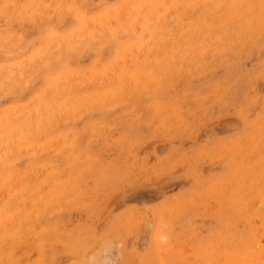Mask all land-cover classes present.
<instances>
[{
	"label": "rangeland",
	"instance_id": "rangeland-1",
	"mask_svg": "<svg viewBox=\"0 0 264 264\" xmlns=\"http://www.w3.org/2000/svg\"><path fill=\"white\" fill-rule=\"evenodd\" d=\"M49 1L0 0V264H264V0Z\"/></svg>",
	"mask_w": 264,
	"mask_h": 264
},
{
	"label": "bare ground",
	"instance_id": "bare-ground-1",
	"mask_svg": "<svg viewBox=\"0 0 264 264\" xmlns=\"http://www.w3.org/2000/svg\"><path fill=\"white\" fill-rule=\"evenodd\" d=\"M5 1H6V0H5ZM28 1H30V0H28ZM39 1H40V0H39ZM42 1H43V0H42ZM76 1H77V0H76ZM82 1H83V0H82ZM128 1H129V0H128ZM165 1H166V0H165ZM169 1H170V0H169ZM49 2H52V1L50 0ZM55 2H56V5H57V1H55ZM61 2H62V1H61ZM83 2H84V1H83ZM42 3H44V2H42ZM59 3H60V2H59ZM128 3H129V2H128ZM36 4H37V3H36ZM47 4H48V3H47ZM49 4H50V3H49ZM203 4H204V3H203ZM3 5H4V4H3ZM32 5H33V4H32ZM32 5H31V6H32ZM51 5H53V3H52ZM54 5H55V4H54ZM80 5H81V4H80ZM83 5H84V4H83ZM85 5H86V4H85ZM217 5H218V4H217ZM47 6H49V5H47ZM47 6H46V7H47ZM255 6H256V5H255ZM46 7H45V8H46ZM65 7H67V6H65ZM65 7H64V8H65ZM70 7H71V6H70ZM72 7H73V6H72ZM72 7H71V8H72ZM98 7H99V6H98ZM134 7H135V6H134ZM188 7H189V6H188ZM54 8H55V7H54ZM71 8H70V9H71ZM78 8H79V7H78ZM106 8H107V7H106ZM156 8H157V6H156ZM16 9H17V8H16ZM25 9H26V8H25ZM35 9H36V8H35ZM74 9H75V8H74ZM88 9H89V8H88ZM99 9H100V8H99ZM111 9H112V8H111ZM162 9H163V8H162ZM162 9H161V10H162ZM171 9H172V8H171ZM7 10H8V9H7ZM50 10H51V8H50ZM56 10H57V9H56ZM92 10H93V9H92ZM96 10H97V9H96ZM100 10H101V9H100ZM126 10H127V9H126ZM131 10H132V9H131ZM144 10H145V9H144ZM144 10H143V11H144ZM146 10H147V9H146ZM153 10H154V8H153ZM186 10H188V9L186 8ZM186 10H185V11H186ZM10 11H11V10H10ZM24 11H25V10H24ZM44 11H45V10H44ZM62 11H63V10H62ZM62 11H61V12H62ZM159 11H160V10H159ZM17 12H18V11H17ZM45 12H46V11H45ZM56 12H57V11H56ZM85 12H86V11H85ZM109 12H110V11H109ZM129 12H130V11H129ZM168 12H169V11H168ZM103 13L105 14V11H104ZM130 13H131V12H130ZM144 13H145V12H144ZM179 13H180V12H179ZM182 13H183V12H182ZM6 14H7V13H6ZM8 14H9V13H8ZM30 14H31V13H30ZM32 14H33V13H32ZM32 14H31V15H32ZM53 14H54V13H53ZM107 14H108V13H107ZM172 14H173V13H172ZM57 15H58V14H57ZM108 15H109V14H108ZM114 15H115V14H114ZM173 15H174V14H173ZM176 15H177V13H176ZM33 16H34V15H33ZM52 16H53V15H51V17H52ZM61 16H62V15H61ZM106 16H107V15H106ZM255 16H256V15H255ZM4 17H5V16H4ZM6 17H7V16H6ZM10 17H11V16H10ZM28 17H29V16H28ZM34 17H35V16H34ZM44 17H45V16H44ZM44 17H42V18H44ZM51 17H50V18H51ZM86 17H87V16H86ZM86 17H85V18H86ZM89 17H90V16H89ZM114 17H115V16H114ZM138 17H139V16H138ZM138 17H137V18H138ZM168 17H169V16H168ZM52 18H53V17H52ZM54 18H55V17H54ZM82 18H83V17H82ZM87 18H88V17H87ZM87 18H86V19H87ZM99 18H100V16H99ZM181 18H182V17H181ZM187 18H188V17H187ZM7 19H8V18H7ZM20 19H21V18H20ZM36 19H37V18H36ZM38 19H39V18H38ZM89 19H90V18H89ZM123 19H124V18H123ZM252 19H253V18H252ZM59 20H60V19H59ZM52 21H53V19H52ZM55 21L58 22L57 20H55ZM109 21H110V20H109ZM149 21H150V20H149ZM149 21H148V22H149ZM34 22H35V21H34ZM49 22H50V20H49ZM56 22H54V23H56ZM83 22H84V20H83ZM87 22H89V21H87ZM100 22H101V21H100ZM107 22H108V21H107ZM107 22H105V23L108 25ZM112 22H114V21H112ZM138 22H140V21H138ZM188 22H189V21H188ZM250 22H251V21H250ZM31 23H32V22H31ZM97 23H98V22H97ZM101 23H102V22H101ZM115 23H116V22H115ZM128 23H129V22H128ZM154 23H155V22H154ZM42 24H43V23H42ZM86 25H87V24H86ZM86 25H85V26H86ZM99 25H100V24H99ZM243 25H244V24H243ZM42 26H43V25H42ZM64 26H65V25H64ZM82 26H83V25H82ZM96 26H97V25H96ZM96 26H93V27L95 28ZM102 26H103V25H102ZM164 26H165V24H164ZM244 26H245V25H244ZM32 27H33V26H32ZM34 27H35V26H34ZM58 27H59V26H58ZM91 27H92V26H91ZM91 27H90V28H91ZM93 27H92V28H93ZM106 27H107V26H106ZM111 27H112V26H111ZM114 27H115V25H114ZM116 27H117V26H116ZM85 28H88V27H85ZM92 28H91L90 30H93ZM100 28H102V27L100 26ZM120 28H121V27H120ZM120 28L118 27V29H120ZM187 28H188V27H186L185 29H187ZM225 28H226V27H225ZM49 29H50V28H49ZM61 29H62V28H61ZM69 29H70V28H69ZM104 29H105V27H104ZM166 29H167V28H166ZM3 30H4V29H3ZM56 30H57V29H56ZM74 30H75V29H74ZM74 30H73V31H74ZM79 30H80V29H79ZM88 30H89V28L87 29V31H88ZM108 30H109V29H108ZM108 30H107V31H108ZM113 30H115V29H113ZM121 30H122V29H121ZM135 30H136V29H135ZM4 31H5V30H4ZM81 31H82V30H81ZM85 31H86V30H85ZM93 31H95V30H93ZM149 31H150V30H149ZM170 31H171V30H170ZM32 32H33V31H32ZM48 32H49V31H48ZM56 32H57V31H56ZM76 32H77V31H76ZM72 33H73V32H72ZM82 33H83V32H82ZM84 33H86V32H84ZM84 33H83V34H84ZM94 33H95V32H94ZM110 33H111V32H110ZM112 33H113V32H112ZM4 34H5V33H4ZM26 34H27V33H26ZM54 34H55V33H54ZM140 34H141V33H140ZM171 34H172V33H171ZM176 34H177V33H176ZM261 34H262V33H261ZM49 35H50V33H49ZM70 35H71V33H70ZM89 35H90V34H89ZM98 35H99V34H98ZM108 35H109V34H108ZM113 35H114V34H113ZM141 35H142V34H141ZM15 36H16V35H15ZM17 36H18V35H17ZM19 36H20V35H19ZM84 36H85V35H83V38H84ZM95 36H96V34H95ZM105 36H106V35H105ZM171 36H172V35H171ZM20 37H21V36H20ZM65 37H66V36H65ZM69 37H71V36H69ZM72 37H73V36H72ZM86 37H87V36H86ZM93 37H94V36H93ZM93 37H92V38H93ZM102 37H103V36H102ZM107 37H108V36H107ZM117 37H118V36H117ZM127 37H128V36H127ZM4 38H5V37H4ZM51 38H52V37H51ZM67 38H68V37H67ZM74 38H75V37H74ZM81 38H82V37H81ZM109 38H110V37H109ZM118 38H119V37H118ZM140 38H141V37H140ZM198 38H199V37H198ZM18 39H19V37H18ZM61 39H62V38H61ZM77 39H78V38H77ZM88 39H89V38H88ZM103 39H104V38H103ZM10 40H11V39H10ZM52 40H53V39H52ZM75 40H76V39H75ZM81 40H83V39H81ZM81 40H80V41H81ZM90 40H91V38H90ZM124 40H125V39H124ZM139 40H140V39H139ZM158 40H159V37H158ZM12 41H13V40H12ZM55 41H56V40H55ZM65 41H66V40H65ZM73 41H74V40H73ZM91 41H92V40H91ZM95 41H96V40H95ZM140 41H141V40H140ZM2 42H4V41H2ZM17 42H18V41H17ZM45 42H46V41H45ZM51 42H52V41H51ZM67 42H68V40H67ZM83 42H84V41H83ZM89 42H90V41H89ZM120 42H122V41H120ZM27 43H28V42H27ZM47 43H48V42H47ZM81 43H82V42H81ZM81 43H80L79 45H82ZM0 44H1V43H0ZM6 44H7V43H6ZM16 44H17V43H16ZM49 44H50V43H49ZM55 44H56V43H55ZM69 44H70V43H69ZM73 44H74V43H73ZM86 44H87V43H86ZM137 44H138V43H137ZM35 45H36V44H35ZM58 45H59V44H58ZM64 45H65V44H64ZM83 45H84V44H83ZM123 45H124V44H123ZM146 45H147V44H146ZM88 46H89V45H88ZM97 46H101V45H97ZM140 46H141V45H140ZM153 46H155V45H153ZM169 46H170V45H169ZM171 46H172V45H171ZM221 46H222V44H221ZM24 47H25V46H24ZM52 47H53V46H52ZM81 47H82V46H81ZM101 47H102V46H101ZM136 47H137V46H136ZM151 47H152V46H151ZM155 47H156V46H155ZM159 47H160V46H159ZM165 47H166V46H165ZM12 48H13V47H12ZM65 48H66V47H65ZM70 48H71V47H70ZM74 48H75V47H74ZM84 48H85V47H84ZM84 48H83V49H84ZM13 49H14V48H13ZM77 49H78V48H77ZM80 49H81V48H80ZM143 49H144V48H143ZM3 50H4V49H3ZM10 50H11V49H10ZM57 50H58V49H57ZM57 50H56V51H57ZM30 51H31V50H30ZM14 52H15V51H14ZM43 52H44V51H43ZM60 52H61V51H60ZM63 52H64V51H63ZM72 53H73V52H72ZM9 54H10V53H9ZM45 54H46V53H45ZM58 54H59V53H58ZM75 54H76V53H75ZM81 54H82V53H81ZM12 55H13V53H12ZM39 55H40V54H39ZM56 55H57V52H56ZM196 55H197V54H196ZM5 56H6V55H5ZM146 56H147V55H146ZM148 56H149V55H148ZM8 57H11V55H9ZM19 57H20V56H19ZM36 57L38 58V56H36ZM57 57H58V56H57ZM47 58H48V56H47ZM111 59H112V58H111ZM180 59H181V58H180ZM23 60H24V59H23ZM33 60H34V59H33ZM38 60H39V59H38ZM146 60H147V59H146ZM35 61H36V60H35ZM122 61H123V60H122ZM122 61H121V62H122ZM144 61H145V60H144ZM31 62H32V61H31ZM117 62H118V61H117ZM142 62H143V61H142ZM2 63H3V62H2ZM6 63H7V62H6ZM158 63H159V62H158ZM163 63H164V62H163ZM3 65H4V64H3ZM28 65H29V64H28ZM32 65H34V64H32ZM112 65H113V64H112ZM116 65H117V64H116ZM172 65H173V64H172ZM208 65H209V64H208ZM109 66H110V65H109ZM114 66H115V65H114ZM173 66H174V65H173ZM2 67H3V66H2ZM22 67H23V66H22ZM22 67H21V68H22ZM115 67H116V66H115ZM125 67H126V66H125ZM209 67H210V66H209ZM13 68H14V67H13ZM117 68H118V67H117ZM6 69H7V68H6ZM14 69H15V68H14ZM121 69H122V68H121ZM18 70H19V69H18ZM151 70H152V69H151ZM5 71H6V70H5ZM102 71H103V70H102ZM3 72H4V71H3ZM36 72H37V71H36ZM127 72H128V71H127ZM168 72H169V71H168ZM72 73H73V72H72ZM78 73H79V72H78ZM83 73H84V72H83ZM88 73H89V72H88ZM94 73H95V72H94ZM136 73H137V72H136ZM198 73H200V72H198ZM66 74H67V73H66ZM107 74H108V73H107ZM9 75L11 76V74H9ZM47 75H48V74H47ZM64 75H65V74H64ZM123 75H124V74H123ZM123 75H122V76H123ZM147 75H148V74H147ZM19 76H21V75L19 74ZM95 76H96V75H95ZM97 76H98V75H97ZM104 76H105V75H104ZM148 76H149V75H148ZM13 77H14V76H13ZM44 77H45V76H44ZM78 77H79V76H78ZM92 77H93V76H92ZM145 77H146V76H145ZM7 78H8V77H7ZM14 78H15V77H14ZM99 78H100V77H99ZM119 78H120V77H119ZM130 78H131V77H130ZM8 79H9V78H8ZM92 79H93V78H92ZM103 79H104V78H103ZM116 79H117V78H116ZM120 79H121V78H120ZM150 79H151V78H150ZM64 80H65V79H64ZM109 80H110V79H109ZM130 80H131V79H130ZM59 81H60V80H59ZM99 81H100V80H99ZM131 81H132V80H131ZM140 81H141V79H140ZM103 82H104V81H103ZM123 82H124V81H123ZM132 82H133V81H132ZM56 83H57V82H56ZM58 83H59V82H58ZM141 83H142V82H141ZM25 84H26V83H25ZM33 84H34V83H33ZM1 85H2V84H1ZM16 85H17V84H16ZM28 85H29V84H28ZM50 85H51V84H50ZM73 85H74V84H73ZM133 85H135V84H133ZM163 85H164V84H163ZM61 86H62V85H61ZM156 87H157V86H156ZM62 88H64V87H62ZM116 88H117V87H116ZM138 88H139V87H138ZM145 88H147V87H145ZM95 89H96V88H95ZM108 89H109V88H108ZM143 89H144V87H143ZM43 90H44V89H43ZM139 90H140V89H139ZM144 90H145V89H144ZM35 91H36V90H35ZM141 91H142V90H141ZM148 91H149V90H148ZM104 92H105V91H104ZM137 92H138V91H137ZM142 92H143V91H142ZM34 93H35V92H34ZM37 93H38V92H37ZM96 93H100V92H96ZM153 93H154V92H153ZM220 93H221V92H220ZM220 93H219V96H218V97H220ZM222 93H223V92H222ZM42 94H43V93H42ZM54 94H57V93H54ZM92 94H93V93H92ZM94 94H95V92H94ZM101 94H104V93H101ZM107 94H108V93H107ZM134 94H135V93H134ZM11 95H12V94H11ZM104 95H105V94H104ZM87 96H88V94H87ZM93 96H94V95H93ZM98 96H99V95H98ZM101 96H102V95H101ZM105 96H106V95H105ZM105 96H104V97H105ZM133 96H134V95H133ZM147 96H148V95H147ZM35 97H36V96H35ZM81 97H82V96H81ZM94 97H95V96H94ZM102 97H103V96H102ZM140 97H141V96H140ZM42 98H43V97H42ZM68 98H70V97H68ZM92 98H93V97H92ZM92 98H91V99H92ZM36 99H37V98H36ZM62 99H63V98H62ZM95 99H96V98H95ZM95 99H94V100H95ZM124 99H125V98H124ZM137 99H138V98H137ZM139 99H140V98H139ZM139 99H138V100H139ZM66 100H67V99H66ZM66 100H65V101H66ZM97 100L99 101L98 97H97ZM97 100H96V101H97ZM101 101H102V100H101ZM218 101H219V99H218ZM37 102H38V101H37ZM37 102H36V103H37ZM44 102L47 103L46 101H44ZM120 102H121V101H120ZM39 103H40V102H39ZM53 103H54V102H53ZM76 103H77V102H76ZM88 103H89V102H88ZM94 103H95V102H94ZM110 103H111V102H110ZM113 103L115 104V102H113ZM14 104H15V103H14ZM63 104H64V103H63ZM69 104H70V103H69ZM91 104H92V101H91ZM95 104H97V103H95ZM103 104H104V103H103ZM114 104H113V105H114ZM25 105H26V104H25ZM41 105H42V104H41ZM43 105H44V104H43ZM50 105H51V104H50ZM59 105H60V104H59ZM87 105H88V104H87ZM8 106H9V105H8ZM39 106H40V105H39ZM39 106H38V107H39ZM45 106H46V104H45ZM60 106H61V105H60ZM80 106H82V104H81ZM96 106H97V105H96ZM103 106H104V105H103ZM135 106H136V105H135ZM158 106H159V105H158ZM9 107H10V106H9ZM18 107H19V106H18ZM18 107H17V108H18ZM46 107H47V106H46ZM65 107H66V106H65ZM67 107H68V106H67ZM78 107H79V106H78ZM107 107H108V106H107ZM110 107H111V106H110ZM15 108H16V106H15ZM17 108H16V109H17ZM42 108H44V106H42ZM55 108H56V107H55ZM57 108H58V107H57ZM79 108H81V107H79ZM83 108H84V107H83ZM104 108H105V107H104ZM114 108H115V107H114ZM157 108H158V107H157ZM7 109H8V108H7ZM9 109H10V108H9ZM45 109H48V108H45ZM160 109H161V108H160ZM34 110H36V109H34ZM37 110L39 111L38 108H37ZM51 110H52V109H51ZM56 110H57V109H56ZM65 110H66V109H65ZM74 110H76V108H75ZM79 110H80V109H79ZM83 110H84V109H83ZM83 110H82V111H83ZM94 110H95V109H94ZM142 110H143V109H142ZM42 111H43V109H42ZM47 111H48V110H47ZM54 111H55V110H54ZM60 111H61V109H60ZM24 112H25V111H24ZM32 112H33V110L31 111V113H32ZM75 112H76V111H75ZM7 113H9V112H7ZM47 113H48V112H47ZM51 113H52V112H51ZM59 113H60V112H59ZM62 113H63V112H62ZM64 113H65V112H64ZM69 113H70V112H69ZM137 113H138V112H137ZM243 113H244V112H243ZM243 113H242V114H243ZM24 114H25V113H24ZM29 114H30V113H29ZM32 114H33V113H32ZM32 114H31L30 117H32V116L34 117V115H32ZM53 114H54V113H53ZM19 115H20V114H19ZM39 115H40V114H39ZM54 115H55V114H54ZM70 115H71V114H70ZM137 115H138V114H137ZM140 115H141V114H140ZM140 115H139V116H140ZM4 116H6V115H4ZM17 116H18V115H17ZM26 116H27V115H26ZM35 116H36V114H35ZM60 116H61V115H60ZM63 116H64V114H63ZM66 116H69V115H66ZM127 116H128V115H127ZM129 116H130V115H129ZM169 116H170V115H169ZM6 117H7V116H6ZM9 117H10V116H9ZM15 117H16V115H15ZM18 117L21 118L20 116H18ZM18 117H17V119H18ZM33 117H32V118H33ZM44 117H45V116H44ZM77 117H78V116H77ZM134 117H135V116H134ZM241 117H242V116H241ZM24 118H25V117H24ZM68 118H69V117H68ZM159 118H160V117H159ZM3 119H5V118H3ZM15 119H16V118H15ZM41 119H42V118H41ZM41 119H40V120H41ZM47 119H48V118H47ZM57 119H58V118H57ZM235 119H236V118H235ZM29 120H30V119H29ZM34 120H35V119H34ZM37 120H38V119H37ZM42 120H44V119H42ZM241 120H242V119H241ZM3 121H4V120H3ZM5 121H6V120H5ZM5 121H4V122H5ZM54 121H55V120H54ZM60 121H61V120H60ZM65 121H66V120H65ZM65 121H64V122H65ZM71 121H72V120H71ZM116 121H117V120H116ZM245 121H246V120H245ZM24 122H25V121H24ZM29 122H30V121H29ZM43 122H44V121H43ZM49 122H50V121H49ZM66 122H67V121H66ZM155 122H156V121H155ZM20 123H21V122H20ZM100 123H101V122H100ZM8 124H9V123H8ZM26 124H27V123H26ZM28 124H29V123H28ZM36 124H37V123H36ZM38 124H39V123H38ZM44 124H45V123H44ZM52 124H53V123H52ZM10 125H11V124H10ZM18 125H19V123H18ZM34 125H35V124H34ZM53 125H55V124H53ZM121 125H122V124H121ZM256 125H257V124H256ZM3 126H4V125H3ZM28 126H29V125H28ZM32 126H33V125H32ZM41 126H42V125L40 124L38 128H40ZM44 126H45V125H44ZM112 126H113V125H112ZM7 127H8V126H7ZM19 127H20V125H19ZM21 127H23V126H21ZM21 127H20V128H21ZM34 127H35V126H34ZM108 127H110V126H108ZM12 128H13V127H12ZM41 128H42V127H41ZM53 128H54V126H53ZM68 128H69V127H68ZM98 128H99V127H98ZM110 128H111V127H110ZM1 129H3V128L1 127L0 130H1ZM119 129H120V128H119ZM5 130H7V129L5 128ZM13 130H15V129H13ZM44 130H46V128H45ZM69 130H70V129H69ZM99 130H100V129H99ZM120 130H121V129H120ZM15 131H16V130H15ZM15 131H11V132L13 133V132H15ZM38 131H39V130H38ZM49 131H50V130H49ZM156 131H157V130H156ZM156 131H155V132H156ZM9 132H10V131H9ZM23 132H25V131H23ZM47 132H48V131H47ZM67 132H68V131H67ZM18 133L20 134V132H18ZM18 133H17V136H15L16 138L18 137ZM65 133H66V132H65ZM68 133H69V132H68ZM68 133H67V134H68ZM73 133H74V132H73ZM109 133H110V132H109ZM114 133H115V132H114ZM245 133H246V132H245ZM25 134H26V133H25ZM241 134H242V133H241ZM5 135H6V134H5ZM9 135H10V134H9ZM65 135H66V134H65ZM110 135H111V134H110ZM11 136H12V135H11ZM39 136H41V134H40ZM99 136H100V133H99ZM99 136H98V137H99ZM1 137H2V139H3V136H1ZM12 137H13V136H12ZM41 137H42V136H41ZM65 137H66V136H65ZM98 137H96V141H97V138H98ZM19 138H23V136H22V137L20 136ZM111 138H112V137H111ZM2 139H1V140H2ZM36 139H37V138H36ZM55 140H56V139H55ZM57 140H58V139H57ZM106 140H107V139H106ZM234 140H235V139H234ZM15 141H16V140H15ZM53 141H54V140H53ZM53 141H52V143H53ZM62 141H63V140H62ZM122 141H123V140H122ZM3 142H4V141H3ZM49 142H51V140H50ZM232 142H233V141H232ZM8 143H9V142H8ZM52 143H50V144H52ZM151 143H152V142H151ZM151 143H150V144H151ZM227 143H228V142H227ZM12 144H13V143H12ZM17 144H18V143H17ZM23 144H24V142H23ZM33 144H34V143H33ZM33 144H32V145H33ZM153 144H154V143H153ZM165 144H166V143H165ZM0 145H1V143H0ZM36 145H40V144L37 143ZM142 145H143V144H142ZM142 145H140V147H141ZM144 145H145V144H144ZM3 146H4V145H3ZM33 146H34V145H33ZM44 146H45V144H44ZM145 146H146V145H145ZM10 147H12V146H10ZM21 147H22V146H21ZM41 147H42V146H41ZM52 147H54V146H52ZM105 147H106V146H105ZM22 148H23V147H22ZM28 148H29V147H28ZM28 148H27V149H28ZM32 148H33V147H32ZM60 148H61V146H60ZM160 148H161V147H160ZM15 149H16V148H15ZM20 149H21V148H20ZM37 149H38V148H36V150H37ZM44 149H45V148H44ZM107 149H108V148H107ZM129 149H131V148H129ZM161 149H162V148H161ZM236 149H237V148H236ZM29 150H30V149H29ZM38 150H39V149H38ZM45 150H46V149H45ZM49 150H51V149H49ZM56 150H57V149H56ZM71 150H72V149H71ZM46 151H47V150H46ZM156 151H157V150H156ZM227 151H228V150H227ZM2 152H3V151H2ZM5 152H6V151H5ZM12 152H13V151H12ZM22 152H23V150L21 151V153H22ZM27 152H28V151H27ZM33 153H35V152H33ZM39 153H41V152H39ZM157 153H158V152H157ZM28 154H29V153H28ZM28 154H27V155H28ZM36 154H37V153H36ZM41 154H42V153H41ZM44 154H45V153H44ZM5 155H7V154H5ZM23 155H24V154H23ZM29 155H30V154H29ZM221 155H222V154H221ZM14 156H15V155H14ZM156 156H157V155H156ZM223 156H224V154H223ZM7 157H8V156H7ZM216 157H217V156H216ZM241 157H242V156H241ZM8 158H9V157H8ZM73 158H74V157H73ZM73 158H72V159H73ZM221 158H222V157H221ZM0 159H1V157H0ZM137 160H138V159H137ZM216 160H217V159H216ZM110 162H111V161H110ZM210 163H211V162H210ZM0 164H1V163H0ZM2 164L5 165L4 163H2ZM8 164H9V163H8ZM183 165H184V164H183ZM203 165H204V164H203ZM15 166H16V165H15ZM79 166H80V165H79ZM160 166H161V165H160ZM0 167H1V166H0ZM38 167H39V166H38ZM50 167H51V166H50ZM81 167H82V166H81ZM33 168H34V167H33ZM139 168H140V167H139ZM142 168H143V167H142ZM146 168H147V167H146ZM149 168H150V167H149ZM137 169H138V168H137ZM147 169H148V168H147ZM138 170H139V169H138ZM37 171H38V170H37ZM142 171H143V170H142ZM152 171H153V170H152ZM155 171H156V170H155ZM0 172H1V171H0ZM4 172H5V171H4ZM154 173H155V172H154ZM4 174H5V173H4ZM14 174L16 175V173H14ZM39 174H40V173H39ZM79 174H80V173H79ZM79 174H78V175H79ZM99 174H100V173H99ZM128 174H129V173H128ZM12 175H13V174H12ZM12 175H11V176H12ZM26 175H27V174H26ZM5 176H6V174H5ZM13 176H14V175H13ZM155 176H156V174H155ZM179 176H180V175H179ZM148 177H149V176H148ZM159 177H160V176H159ZM176 177H177V176H176ZM11 178H12V177H10L9 179L11 180ZM18 178H19V177H18ZM150 178H153V177H150ZM171 178H172V177H171ZM9 179H8V180H9ZM82 180H83V179H82ZM137 180H138V179H137ZM171 180H172V179H171ZM95 181H96V180H95ZM173 181H174V180H173ZM8 182H9V181H8ZM8 182L6 183V181H5L4 184H8ZM16 182H17V181H16ZM16 182H15V183H16ZM45 182H46V181H45ZM136 182H137V181H136ZM75 183H76V182H75ZM4 184H3V186H4ZM17 184H18V183H17ZM17 184H16V185H17ZM75 185H76V184H75ZM130 185H131V184H130ZM5 186H6V185H5ZM76 186H78V185H76ZM94 187H95V186H94ZM55 188H56V187H55ZM62 188H63V187H62ZM97 188H98V187H97ZM105 188H106V187H105ZM24 189H25V188H24ZM67 189H69V188H67ZM75 189H76V188H75ZM76 190H77V189H76ZM80 190H81V188H80ZM80 190H78V191H80ZM102 190H103V189H102ZM15 191H16V190H15ZM19 191H20V190H19ZM40 191H41V190H40ZM56 191H57V190H56ZM63 191H64V190H63ZM68 191H69V190H68ZM127 191H128V190H127ZM17 192H18V191H17ZM58 192H59V191H58ZM73 192H74V191H73ZM81 192H82V191H81ZM2 193H3V192H2ZM15 193H16V192H15ZM31 193H32V192H31ZM35 193H36V192H35ZM75 193H76V192H75ZM97 193H98V192H97ZM4 194H5V193H4ZM11 194H12V193H11ZM65 194H66V193H65ZM69 194H70V192H69ZM28 195H29V194H28ZM76 195H77V194H76ZM4 196H5V195H4ZM0 197H1V196H0ZM10 197H11V196H10ZM16 197H17V196H16ZM169 197H170V196H169ZM56 198H57V197H56ZM68 198H69V197H68ZM224 198H225V197H224ZM60 199H61V198H60ZM64 199H65V198H64ZM20 200H21V199H20ZM51 200H52V198H51ZM54 200H55V199H54ZM58 200H59V198H58ZM46 201H47V200H46ZM66 201H67V200H66ZM74 201H75V200H74ZM78 201H79V200H78ZM87 201H88V200H87ZM116 201H117V200H116ZM50 202H51V201H50ZM62 202H63V201H62ZM72 202H73V201H72ZM81 202H82V201H81ZM94 202H95V201H94ZM118 202H119V201H118ZM231 202H232V201H231ZM51 203H52V202H51ZM69 203H70V202H69ZM82 203H83V202H82ZM52 204H53V203H52ZM71 204H72V203H71ZM74 204H75V203H74ZM43 206H44V205H43ZM57 206H58V205H57ZM57 206H56V207H57ZM110 206H111V205H110ZM32 207H33V206H32ZM38 207H39V206H38ZM47 207H48V206H47ZM100 207H101V206H100ZM0 208H1V207H0ZM10 208H11V207H10ZM23 208H24V207H23ZM44 208H45V207H44ZM69 208H70V207H69ZM109 208H110V207H109ZM161 208H162V207H161ZM206 208H207V206H206ZM4 209H5V208H4ZM35 209H36V208H35ZM50 209H51V208H50ZM102 209H103V208H102ZM13 210H15V209H13ZM21 210H22V208H21ZM52 210H53V209H52ZM99 210H100V209H99ZM105 210H106V209H105ZM122 210H123V209H122ZM4 211H5V210H4ZM6 211H7V210H6ZM30 211H31V210H30ZM39 211H40V210H39ZM36 212H37V211H36ZM36 212H35V213H36ZM41 212H42V210H41ZM45 212H46V211H45ZM85 212H86V211H85ZM96 212H98V211H96ZM16 213H17V212H16ZM48 213H49V212H48ZM102 213H103V212H102ZM126 213H127V212H126ZM25 214H26V213H25ZM29 214H30V213H29ZM98 214H99V213H98ZM125 215H126V214H125ZM12 216H13V215H12ZM29 216H30V215H29ZM126 216H127V215H126ZM128 217H129V216H128ZM159 217H160V216H159ZM33 218H34V217H33ZM43 218H44V217H43ZM89 218H90V217H89ZM101 218H102V217H101ZM142 218H143V217H142ZM161 218H162V217H161ZM16 219H17V218H16ZM117 219H118V218H117ZM24 220H25V218H24ZM162 220H163V219H162ZM156 221H157V220H156ZM58 222H59V221H58ZM17 223H19V222H17ZM53 223H54V222H53ZM117 223H118V222H117ZM62 224H63V223H62ZM3 226H4V225H3ZM45 226H46V225H45ZM68 226H69V225H68ZM121 226H122V225H121ZM20 228H21V227H20ZM26 228H27V227H26ZM43 228H44V227H43ZM67 228H68V227H67ZM88 228H89V227H88ZM18 229H19V228H18ZM31 229H32V228H31ZM119 229H120V228H119ZM15 230H16V229H15ZM62 230H63V229H62ZM42 231H43V230H42ZM71 231H72V230H71ZM156 231H157V230H156ZM60 232H61V231H60ZM161 232H162V231H161ZM27 233H28V232H27ZM61 233H62V232H61ZM58 234H59V233H58ZM106 234H107V233H106ZM158 234H159V233H158ZM161 234H163V233H161ZM42 235H43V234H42ZM54 235H55V234H54ZM257 235H258V234H257ZM21 236H22V235H21ZM30 236H32V235H30ZM164 236H165V235H164ZM81 238H82V237H81ZM94 238H95V237H94ZM160 238H161V237H160ZM15 239H16V238H15ZM10 240H11V239H10ZM18 240H19V239H18ZM22 240H23V239H22ZM87 240H88V239H87ZM89 240H90V239H89ZM28 242H29V241H28ZM22 243H23V241H22ZM49 243H50V242H49ZM67 246H68V245H67ZM80 246H81V245H80ZM69 247H70V246H69ZM71 247H72V246H71ZM117 248H118V247H117ZM96 251H97V250H96ZM130 251H131V250H130ZM65 252H66V251H65ZM261 252H262V251H261ZM66 253H67V252H66ZM48 254H49V253H48ZM257 254H259V252H258ZM77 255H78V254H77ZM158 255H159V254H158ZM254 255H255V254H254ZM159 256H160V255H159ZM189 257H190V256H189ZM42 258H43V257H42ZM48 258H49V257H48ZM56 259H57V258H56ZM13 260H14V259H13ZM36 260H37V259H36ZM47 260H48V259H47ZM45 261H46V260H45ZM53 261H54V260H53ZM17 263H18V262H17ZM19 264H20V263H19ZM67 264H68V263H67ZM256 264H257V263H256Z\"/></svg>",
	"mask_w": 264,
	"mask_h": 264
}]
</instances>
